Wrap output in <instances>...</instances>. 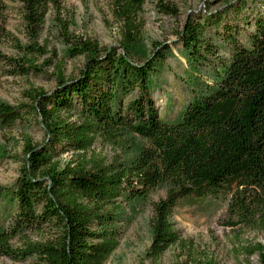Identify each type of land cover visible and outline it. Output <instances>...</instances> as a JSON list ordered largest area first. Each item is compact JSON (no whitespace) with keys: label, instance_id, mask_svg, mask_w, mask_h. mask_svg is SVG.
<instances>
[{"label":"trees","instance_id":"obj_1","mask_svg":"<svg viewBox=\"0 0 264 264\" xmlns=\"http://www.w3.org/2000/svg\"><path fill=\"white\" fill-rule=\"evenodd\" d=\"M16 1L31 39L23 50L27 55L46 53L38 37L50 7H58L60 0ZM144 2L124 0L121 12L130 21ZM2 7L0 0V11ZM241 22L251 26L245 40L240 38ZM136 31L127 30L121 53L114 47L101 52L88 39L73 41L70 54L86 56L80 75L60 73L52 92L30 91L47 138L39 145L26 142L21 175L8 192L0 187V201L11 193L19 215L15 232L44 224L59 228L55 239L24 251L38 254L42 264H103L120 242L121 199L145 198L163 185L167 195L155 204L152 220L154 257L179 240L171 215L178 201L190 195H225L239 222L264 231V0H236L188 19L179 38L195 72L204 64L212 68L211 56L221 52L218 37L229 56L207 71L213 79L177 122L161 117L152 92L154 74L167 54L158 49L144 63L134 60L130 46ZM8 59L0 52V61ZM32 60L26 58L27 66L17 64L19 71L38 69ZM25 113L0 100V128ZM131 136L144 140L132 162L105 164L88 158L98 140L120 143ZM69 151L77 158L65 164L55 160ZM9 238L0 226L1 254H13ZM256 250L264 264V244Z\"/></svg>","mask_w":264,"mask_h":264},{"label":"rangeland","instance_id":"obj_2","mask_svg":"<svg viewBox=\"0 0 264 264\" xmlns=\"http://www.w3.org/2000/svg\"><path fill=\"white\" fill-rule=\"evenodd\" d=\"M2 1L0 52L12 59L0 61V100L21 106L26 112L13 125L0 128V187L7 188L8 192L21 175L26 142L39 145L47 138L46 129L33 109L30 91L52 92L60 73L74 78L84 67L85 55L70 54L73 41L88 39L96 43L101 52L114 47L121 53L124 52L125 33L135 28L137 34H132L136 39L130 46L134 60L144 63L154 57L158 49L167 54L154 74L152 92L161 117L177 122L188 103L205 91L206 84L213 79L214 74L207 71L229 56L222 38L218 37L221 52L216 57L211 56L212 68L204 64L195 72L179 33L191 16L222 10L227 3L236 0H145L130 21L121 12L124 0H60L58 7H50L38 37L46 53L31 55L22 48L31 42L22 5L16 0ZM164 5L176 7L177 14L168 13ZM236 22H239L237 18ZM240 25V38L245 40L251 26L243 22ZM26 58L34 59L30 63L38 69L20 72L17 64L27 66ZM68 117L76 119V116ZM143 143L139 136H131L120 143L98 140L87 155L105 164L130 163ZM77 156L72 151L63 152L55 160L65 164ZM166 195L167 187L163 185L145 198L124 196L121 199L120 242L103 264H261L256 249L259 243L264 244V231L254 224L239 222V218L230 213L229 198L225 195L201 197L195 194L181 198L171 215L180 238L161 256H152L155 204ZM18 217L11 193H6L0 201V226L10 235L8 245L13 254L0 253V264H42L38 254H24V251L31 244L55 239L60 234L59 228L44 224L38 228H17L15 232L14 223Z\"/></svg>","mask_w":264,"mask_h":264}]
</instances>
